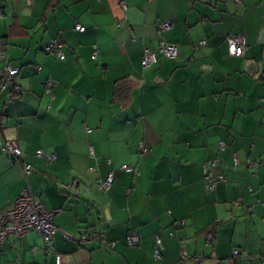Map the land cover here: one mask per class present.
<instances>
[{
	"label": "crops",
	"instance_id": "1",
	"mask_svg": "<svg viewBox=\"0 0 264 264\" xmlns=\"http://www.w3.org/2000/svg\"><path fill=\"white\" fill-rule=\"evenodd\" d=\"M0 8V74L17 70L13 87H0V143L15 139L31 168L25 176L0 145V213L26 188L56 227L48 254L32 231L0 243V264H52L56 254L61 264H234L236 249L239 264H262L264 0H0ZM233 35L245 38L242 56L228 54ZM55 40L63 60L45 50ZM164 43L177 58L159 54ZM145 50L159 57L147 68ZM206 175L225 181L210 189ZM129 234L136 247L126 246Z\"/></svg>",
	"mask_w": 264,
	"mask_h": 264
},
{
	"label": "built area",
	"instance_id": "2",
	"mask_svg": "<svg viewBox=\"0 0 264 264\" xmlns=\"http://www.w3.org/2000/svg\"><path fill=\"white\" fill-rule=\"evenodd\" d=\"M238 1V0H236ZM1 13V10H0ZM169 27L167 22L162 23L161 28L166 29ZM75 30L79 32H83L84 28L81 26H75ZM227 46H228V54L229 56L239 57L243 54V49L246 46L245 38L242 35H233L226 38ZM205 42H201L200 45H204ZM62 44L57 41H53L47 48H45L46 52H54L58 60L64 59V54L61 51ZM159 54L166 59H175L177 57V48L174 44H162L159 48ZM158 62V54L157 52L145 50L143 55L140 58V65L143 68L150 67ZM16 70L11 69L10 67H6L0 74V85L2 87L8 85V80L11 76L15 75ZM51 84H48L46 87L47 92L50 91ZM1 151L11 156L13 161L18 165H21V169L23 174L26 176L30 172V166L21 164L22 161V153L18 148L17 142L15 139L1 140ZM220 148L222 149L224 144L222 142L219 143ZM139 151L144 153L146 149L139 145ZM37 157H45L44 153L40 150L36 151ZM89 155L91 157L94 156L93 150H89ZM48 162H52L54 157H46ZM214 166V163L211 164ZM234 165H237V159H234ZM126 173L136 174V171L129 166H122L121 168ZM94 169L91 168L90 171ZM113 180V172H108L105 180L100 181L98 183V188L100 190L106 191L111 182ZM205 180H207V184L209 188L212 189L214 187L215 181H225L222 176H217V178H209L207 175L205 176ZM52 213L47 212L45 208L37 204L34 201L32 193L24 188L21 190L19 196L13 203V207L8 212L1 214L0 213V243L4 242L8 237H22L32 231L37 232L42 238V249L48 254L51 251V243L53 239L54 232L56 227L52 223L51 220ZM172 236V234H170ZM95 239L98 241L99 245L102 248L107 250H112L115 242L113 241H104L98 235H94ZM80 242L86 240L85 236H81L79 238ZM212 240V234H207L206 241L207 243ZM139 244V236L136 234H129L126 237V245L127 247H136ZM163 249V243L158 235L154 236V249L152 252L154 260L161 259V251ZM239 250H234L232 252V256L234 258H239L240 256ZM52 264H61L60 255L56 254L54 256V260ZM262 264H264V259L262 260Z\"/></svg>",
	"mask_w": 264,
	"mask_h": 264
},
{
	"label": "trees",
	"instance_id": "3",
	"mask_svg": "<svg viewBox=\"0 0 264 264\" xmlns=\"http://www.w3.org/2000/svg\"><path fill=\"white\" fill-rule=\"evenodd\" d=\"M5 1H8V0H5ZM0 10H1V13H0V18H1V16H2V13H3V10L0 8ZM75 31H77V30H75ZM77 32H79V31H77ZM55 41H57V42H59L58 40H55ZM166 44H170V43H166ZM205 45V44H204ZM176 46V45H175ZM177 58V57H176ZM166 59V58H165ZM158 60H159V57H158ZM170 60H172V59H170ZM17 74V70H16V73H15V75ZM15 75H13V76H15ZM12 77V76H11ZM11 77L9 78V80H8V85H6V86H8V87H10V89L13 87V85H12V81H11ZM0 87H1V85H0ZM5 87V86H4ZM124 89V88H123ZM128 236V235H127ZM125 243H126V241H125ZM127 246V245H126ZM236 250H238V249H236ZM240 251V250H239ZM241 252V251H240ZM233 257V256H232ZM233 259H235L234 257H233ZM234 264H239L238 263V260L236 259V260H234Z\"/></svg>",
	"mask_w": 264,
	"mask_h": 264
}]
</instances>
